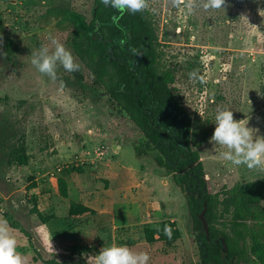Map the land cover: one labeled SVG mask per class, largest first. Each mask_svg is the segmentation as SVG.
<instances>
[{"label":"rangeland","instance_id":"obj_1","mask_svg":"<svg viewBox=\"0 0 264 264\" xmlns=\"http://www.w3.org/2000/svg\"><path fill=\"white\" fill-rule=\"evenodd\" d=\"M187 2L193 3L192 12L183 7ZM200 3L181 0L176 7L173 0H148V9L154 14L162 54L171 69L167 76L171 88L187 111L210 130L199 148L206 192L222 199L223 189L233 191L249 218L246 232L260 233L264 231V169L218 159L220 149L214 148L210 138L218 107L229 108L234 119H247L249 127L264 135V0H225L224 8L209 10ZM92 5L93 0H0V219L14 230L25 264H45L43 260L86 264L82 257L94 256L113 243L148 252V264H202L189 206L191 197L196 214L201 213L200 189H190L186 173L165 168L157 160L163 159L158 151L137 156V148L144 151L145 135L118 111L106 92L91 88L92 71L67 44L72 26L61 10H73L89 20ZM50 35L72 52L79 71L68 72L58 63L57 78L52 80L36 70L31 52L41 45L52 50ZM193 70L204 76V83L189 79ZM23 133L27 134L29 165L21 167L14 160L9 165V149ZM61 150L64 154L58 155ZM179 161L177 165L187 169L188 159ZM43 165L50 173L36 174ZM75 166L86 170L74 177L89 180L91 189L100 190L99 203L95 200L90 205L106 204L113 216L104 210L84 218L70 216L69 201L56 189L62 174L71 176L65 170ZM35 185L46 192L33 196L39 192L35 189L31 194ZM76 185L71 183V196L80 200ZM155 204L159 209L150 207ZM36 208L55 219L43 222L34 213ZM165 220L175 222L180 238L149 244L145 230L159 228ZM13 221L31 233L42 258L38 262L33 260L36 253L30 238L11 226ZM73 230L79 239L74 245L75 238L67 234Z\"/></svg>","mask_w":264,"mask_h":264},{"label":"trees","instance_id":"obj_2","mask_svg":"<svg viewBox=\"0 0 264 264\" xmlns=\"http://www.w3.org/2000/svg\"><path fill=\"white\" fill-rule=\"evenodd\" d=\"M60 15L71 21L72 30L67 44L92 71L91 88L106 92L118 111L128 115L145 135L147 143L144 151L137 148V156L140 158L152 151H158L164 160H157L168 170L177 172L173 167L177 163V155L174 153L186 154L195 163V171H189L185 176L189 185L201 186L203 182L206 183L203 179L205 172L199 148L208 140L210 130L202 119L187 111L167 80L171 69L162 54L164 45L160 42L154 14L149 9L136 13L121 12L105 6L102 0H93L89 20L73 10L62 9ZM70 16L73 17L68 18ZM89 28L92 29L91 32ZM98 31L99 36L94 38L93 34L97 35ZM12 44V41L7 43L9 54L13 53ZM147 74L150 76L147 77ZM84 86L82 85V92L86 94ZM7 156L9 165L12 160L21 167L29 165L26 133L20 136L15 146L10 147ZM65 172L70 175L84 174L85 169L84 166H75ZM193 173L195 176L191 175ZM58 185L60 196L69 199L66 179L60 178ZM35 187L36 185L31 189ZM181 187L185 188L186 185ZM222 195L223 198L218 199L208 192L205 193L209 238L189 197L202 264H264V231L247 233L245 228L249 218L239 207L238 196L226 188L222 190ZM204 204L200 203L201 212ZM34 213L43 222L55 219L52 216L45 217L37 208ZM89 213H94V210L71 201L70 216L79 217ZM10 225L30 238L36 253L34 262L41 260L31 233L18 221H13ZM145 238L149 244L158 241L172 242L180 238V231L175 222L165 220L159 228L146 229ZM43 262L68 264L56 260Z\"/></svg>","mask_w":264,"mask_h":264},{"label":"clouds","instance_id":"obj_3","mask_svg":"<svg viewBox=\"0 0 264 264\" xmlns=\"http://www.w3.org/2000/svg\"><path fill=\"white\" fill-rule=\"evenodd\" d=\"M105 6H110L121 12L132 13L148 9V0H102ZM176 7H180L181 0H173ZM225 0H201L200 7L204 10L224 8ZM183 7L192 12L194 5L191 2ZM155 12V9L152 10ZM261 12H264L262 10ZM52 46L41 45L31 52V63L36 70L47 75L52 80L57 78V64L68 72L80 70V64L75 62L74 56L64 44L54 36H49ZM135 51V50H133ZM189 79L204 83V76L193 70ZM215 128L210 142L217 152L218 159L227 161L233 166H244L248 169H264V135H259L258 130L248 126V120L234 119L233 111L227 107H218L214 123ZM86 237L84 231H79ZM90 238V237H89ZM150 259L146 251H134L128 245L113 243L104 245L94 256H87L86 264H148ZM0 264H25L24 257L18 251V241L14 230L8 225L6 219H0Z\"/></svg>","mask_w":264,"mask_h":264},{"label":"crops","instance_id":"obj_4","mask_svg":"<svg viewBox=\"0 0 264 264\" xmlns=\"http://www.w3.org/2000/svg\"><path fill=\"white\" fill-rule=\"evenodd\" d=\"M60 138V136L58 135V139ZM62 144H64L65 143V141L64 140H61L60 141ZM64 154V152L61 150V152L60 153H58V155L59 154ZM65 155H68V154H65ZM81 160H83V159H81ZM42 162V161H41ZM27 167V166H26ZM44 170H46V173L45 174H49L50 172H49V170L47 169V167L46 168H44V165L43 166H41V170L39 171V170H36V174H38V175H41V172H43ZM86 170V169H85ZM85 174V173H84ZM84 174H80V175H84ZM74 175H76V174H74ZM60 178H64V179H66V181L68 182V186H69V192H70V198L72 199V200H74L75 202H77V203H81V204H83V205H85V206H87V207H89V208H91V209H93V210H97L98 212L99 211H103L104 210V212H106V214H110V215H112L113 216V212L110 210V209H108L107 207L108 206H106V204H102L100 207L97 205V207L96 206H91L90 205V203L92 202V203H95L96 201L95 200H97L98 201V203H99V200L97 199V197L99 196V194H100V190L99 189H96V187H94L93 189H95L94 191H93V189H91L92 187H91V181H89V180H84V178H77V177H74L73 176V174L69 177V176H65L64 174H62L61 175V177ZM72 178H74L73 179V181H72ZM39 178H37V180H38ZM76 180H78L79 181V184L78 185H76V184H74L75 183V181ZM71 181V182H70ZM71 183H72V185H76V188H77V190L79 191V193H80V195H81V197H80V200H75V199H73L72 198V196H71ZM90 183V184H89ZM164 184H165V182H164ZM35 189H37V190H39V192L38 193H34L33 194V191L35 190ZM89 190H91L90 191V194L91 195H89L88 194V192H89ZM109 190L110 189H106V194H108V192H109ZM42 191L44 192H46V189H43V186H38L37 188H34V189H31V194H33V195H40L41 193H42ZM120 192H125V190L123 189H120L119 190ZM56 192H59V189H56ZM104 196V195H103ZM43 197V196H42ZM42 197H41V199H42ZM44 197H46V195L44 196ZM39 198H40V196H39ZM106 198L108 199L109 197H108V195L106 196ZM135 198V197H134ZM110 199V198H109ZM136 199V198H135ZM66 200H68L69 201V208H68V210H67V212H69V210H70V203H71V200H69V199H66ZM42 202V201H41ZM107 202V201H106ZM150 207H153V208H155L156 210L157 209H159V207H158V205L157 204H155V205H151ZM39 208H40V205H39ZM51 208H54V207H52L51 206ZM79 218H84V216H79ZM86 218V217H85ZM133 225H134V223H133ZM136 225V224H135ZM70 237H74L75 239H73V244L72 245H74V241H76V240H79L78 239V237H77V235H76V233H75V231L73 230V231H71L70 233H67ZM93 236H95V233H93Z\"/></svg>","mask_w":264,"mask_h":264},{"label":"flooded vegetation","instance_id":"obj_5","mask_svg":"<svg viewBox=\"0 0 264 264\" xmlns=\"http://www.w3.org/2000/svg\"><path fill=\"white\" fill-rule=\"evenodd\" d=\"M89 31L91 32L92 29L89 28ZM99 33L100 32L98 31V34L97 35L93 34V37L95 38L96 36H99ZM149 76L150 75L147 74V77H149ZM146 91L148 92V90H146ZM185 156L188 159L187 169L181 168L180 165H177V163L176 164H173V167L176 168L177 172H179L180 174H185V173L187 174L189 171H195V163H193L187 155H184L183 158H181V156L180 157L177 156V161L180 160L179 163H181L183 160L186 159ZM191 175L192 176H195L193 174H191ZM203 179H205V173L203 175ZM189 187H190L191 190H198V189H200V190H198L199 199L202 201V203H206L207 202V200L205 198L207 184L205 182H203V185H201V186H198V185H190ZM191 200L193 201V207H194V210H195V208H196V202H195V200L193 198H191ZM86 258H87V256L82 257L84 263H86Z\"/></svg>","mask_w":264,"mask_h":264},{"label":"water","instance_id":"obj_6","mask_svg":"<svg viewBox=\"0 0 264 264\" xmlns=\"http://www.w3.org/2000/svg\"><path fill=\"white\" fill-rule=\"evenodd\" d=\"M204 205H205V207H204L203 211L200 214H197V217L203 223L204 230L206 231L207 237L209 238L210 230H209L208 221L206 219L207 202Z\"/></svg>","mask_w":264,"mask_h":264}]
</instances>
